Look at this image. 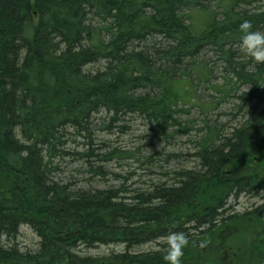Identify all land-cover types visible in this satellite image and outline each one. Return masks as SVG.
I'll use <instances>...</instances> for the list:
<instances>
[{"label": "trees", "instance_id": "trees-1", "mask_svg": "<svg viewBox=\"0 0 264 264\" xmlns=\"http://www.w3.org/2000/svg\"><path fill=\"white\" fill-rule=\"evenodd\" d=\"M244 19L264 31V0H0V264H166L170 231L189 237L183 264H264V63L238 59ZM213 52L234 83L212 89L234 93L243 120L223 133L205 110L195 166L146 190L64 179L60 159L103 176L97 163L134 158L101 152V131L188 134ZM243 196L260 203L234 211ZM22 226L38 250L19 249ZM100 246L122 250L83 254Z\"/></svg>", "mask_w": 264, "mask_h": 264}, {"label": "rangeland", "instance_id": "rangeland-1", "mask_svg": "<svg viewBox=\"0 0 264 264\" xmlns=\"http://www.w3.org/2000/svg\"><path fill=\"white\" fill-rule=\"evenodd\" d=\"M238 50V48H236ZM239 51V50H238ZM241 58L242 52H237ZM206 64L208 68L212 70L213 74L208 81H204L198 84L196 89V96H200L199 99L202 102H210L205 105L204 108H194L191 110V117L184 116L183 121L190 120L189 133L180 136L175 143L165 141L161 143L158 140H152L149 142L147 135H144L145 127L139 120L130 121L131 130L129 132L124 131L120 133L115 131H101L96 137V146H101L104 143L103 153H111L113 151H120L127 153L134 151V158H114L108 162H99L98 166L105 169L106 173L101 176L95 173L87 172V168L83 166V161L78 157L70 156L57 161L61 165L62 176L68 181L75 182V185L87 188H111L126 186L127 189H142L146 190L154 183L160 181H166L168 177H165L163 173H170L168 171H176L179 169H188L195 166V162L188 154L194 152L195 143L189 142V139L193 141L199 140L203 134L199 133V129L205 125L204 111L210 109L207 112L210 123L213 126L220 128L223 133H227L231 127L235 126L241 120L243 116L241 112L235 107L234 102L237 98L234 93L230 97L223 98L222 93H218L212 89V85L221 86L223 89H228L230 85L232 74H227L224 70L226 63L220 55L216 53H209L206 58ZM241 90H245L243 86ZM239 93V92H237ZM190 135V136H186ZM72 139H76L73 143H70L72 151L82 149L84 146L80 143L83 141L81 138L75 136ZM172 154H175L172 156ZM94 172V171H92ZM127 178V179H126ZM260 200L257 198H251L248 196L240 197L238 200L231 202L233 210L236 212L249 211L253 209L255 205H258ZM40 239L38 236L27 226H22L20 229V235L17 239L19 249L22 251H36L38 250ZM150 246L141 248V250H148ZM121 246H100L91 250H83V254L86 255H105L112 251H121Z\"/></svg>", "mask_w": 264, "mask_h": 264}, {"label": "clouds", "instance_id": "clouds-1", "mask_svg": "<svg viewBox=\"0 0 264 264\" xmlns=\"http://www.w3.org/2000/svg\"><path fill=\"white\" fill-rule=\"evenodd\" d=\"M241 33L239 49L252 62L264 63V31L254 29L251 20L244 19L239 24ZM163 239L166 241L163 259L166 264H183L184 250L189 245V237L182 231H170ZM207 246V242L201 240V249Z\"/></svg>", "mask_w": 264, "mask_h": 264}]
</instances>
